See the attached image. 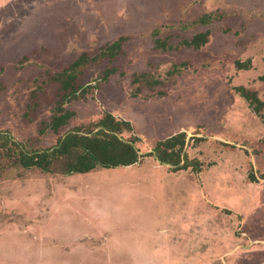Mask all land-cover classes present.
<instances>
[{"label": "rangeland", "instance_id": "obj_1", "mask_svg": "<svg viewBox=\"0 0 264 264\" xmlns=\"http://www.w3.org/2000/svg\"><path fill=\"white\" fill-rule=\"evenodd\" d=\"M206 12L223 16L180 28ZM162 26L170 49L155 47ZM205 30L203 47L183 44ZM119 37L115 59L83 68L75 86L93 87L66 101L69 123L47 127L62 95L53 75ZM262 74L264 0H0V130L44 150L110 112L142 154L67 175L0 145V264H264V105L236 90L264 102ZM180 131L200 170L149 154Z\"/></svg>", "mask_w": 264, "mask_h": 264}, {"label": "trees", "instance_id": "obj_2", "mask_svg": "<svg viewBox=\"0 0 264 264\" xmlns=\"http://www.w3.org/2000/svg\"><path fill=\"white\" fill-rule=\"evenodd\" d=\"M222 16V14L215 12H206L191 24H181L180 28L185 30L189 25L206 26L215 19H220ZM163 27L154 28L152 36L154 37L155 47L166 50L172 48V46L166 40H162L159 37ZM209 36V30L200 31L189 40H184L183 44L199 49L208 43ZM123 42L124 38L119 37L108 43L94 57L89 56L86 52H82L68 67L53 75V79L60 83L62 95L54 108L47 127L54 132H59L63 126L69 123L75 113L65 107L66 101L79 97L80 90L86 93L89 88L93 87L92 84L85 85L81 89L75 86L83 68L100 58L115 59L123 50ZM240 67L246 68L249 65L243 66L242 64H238V68ZM114 72L115 69L113 67L107 68L101 79L104 81L108 80ZM136 79L134 80L136 81ZM258 79L264 82V74L260 75ZM236 90L249 102L251 108L260 114L264 102L258 99L256 92L244 86H237ZM124 129L132 131V123L125 119L116 118L110 112H105L103 118L98 122L83 124L75 130L68 132L52 148L28 150L24 143L16 141L9 132L2 130H0V145L9 148H12V146L16 147L13 149V162L25 168L38 167L46 172H54L56 170L67 175L87 173L98 167L117 168L130 166L140 160L142 154H140L139 149L135 146V142L139 137L131 141L123 140L120 133ZM44 131L43 128L40 129V133H44ZM186 137V132L180 131L159 140L149 154L155 156L160 163L172 165L176 169L184 170L192 166V169L200 170L201 166L198 165V162L192 164L186 155L184 158L181 155L185 147ZM252 177L256 180L254 176Z\"/></svg>", "mask_w": 264, "mask_h": 264}, {"label": "water", "instance_id": "obj_3", "mask_svg": "<svg viewBox=\"0 0 264 264\" xmlns=\"http://www.w3.org/2000/svg\"><path fill=\"white\" fill-rule=\"evenodd\" d=\"M169 165V164H168Z\"/></svg>", "mask_w": 264, "mask_h": 264}]
</instances>
